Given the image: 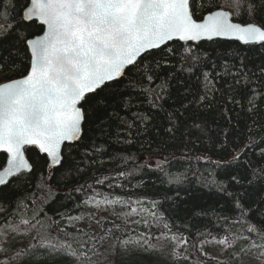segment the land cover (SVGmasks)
I'll use <instances>...</instances> for the list:
<instances>
[{
	"label": "snow or ice",
	"instance_id": "obj_1",
	"mask_svg": "<svg viewBox=\"0 0 264 264\" xmlns=\"http://www.w3.org/2000/svg\"><path fill=\"white\" fill-rule=\"evenodd\" d=\"M0 81V264H123L165 248L208 264L206 245L230 249L245 231L264 255V0H0ZM137 145L147 155L131 171H92L135 160L122 153ZM145 170L167 185L190 172L215 201L165 194L185 220L174 225L161 201L97 199L96 185ZM63 193L94 210L47 215ZM210 212L241 232L192 233Z\"/></svg>",
	"mask_w": 264,
	"mask_h": 264
},
{
	"label": "trees",
	"instance_id": "obj_2",
	"mask_svg": "<svg viewBox=\"0 0 264 264\" xmlns=\"http://www.w3.org/2000/svg\"><path fill=\"white\" fill-rule=\"evenodd\" d=\"M222 3V0H221ZM243 22V21H240ZM182 43V42H181ZM238 43V42H237ZM2 82V81H0ZM146 147V146H145ZM125 157L131 156L134 157L135 160H128L127 164H123L120 161H108L106 162L99 171L95 172L96 176L101 175H114L116 171H131L138 164L143 163L144 157L147 155V152L144 149H141L139 145L135 147H129L127 152L122 153ZM5 155L0 153V167L5 162ZM102 159L107 161V157H102ZM187 165H177L173 164L169 171L173 175H178L184 171V168ZM193 167H199L200 171L207 175L210 172L211 165L205 164L201 162L199 165L194 164ZM159 172H151L145 170V172H137L135 175L121 178L115 181H109V183H119L123 184V188H113L109 189L107 185H96V190L101 193L97 199L103 198L104 195H109V198H114L116 196L123 197L125 199L131 198L132 200L136 199H144L146 201L145 207H150L147 201H161V207L159 208V213L168 217L170 223L175 224H183L185 220L180 217H173V214L170 212V208L172 207L171 201L164 200L165 194L173 195L174 191H178L181 188H187L191 193V200L193 203L201 204L205 207L212 205L215 201V196L213 195L214 190H209L205 188L202 184H198L196 177L192 176L189 172L187 181L183 185H167L161 183V178ZM88 183H93L92 179L88 180ZM168 189H172V191H168ZM73 199H67L68 193H63L58 198V202L53 204L51 208L48 210L47 215H52L51 209H59L60 212H66L72 216L87 214L88 212L93 211L94 209L88 205H82L81 201L86 199L87 197L80 193H73ZM87 195H92L91 192H88ZM185 193L181 191V197H184ZM78 205H80L78 207ZM188 205H185L187 207ZM119 206H117V211H119ZM219 215H232L231 213L223 212L219 213ZM58 218V217H53ZM111 219V217H109ZM138 216H133L131 219H139ZM120 221H117L119 223ZM188 223H193V221H187ZM2 223V222H0ZM195 227L192 228V233H195L197 229L201 231H209L213 236L221 237L225 234H229L231 236V232H241L240 226L236 225L234 228L230 229V225L223 224V221L218 219L217 215L209 213V217L200 218L196 220ZM63 226V225H62ZM87 231V229H85ZM176 230L175 228L173 229ZM181 232H185L186 235L189 233L184 229H179ZM137 231H145L144 227L141 226L137 228ZM151 231L155 234H158L160 231L157 228H152ZM55 235V233H53ZM258 239L256 236H249L248 233L242 232L240 238L236 240L233 247L230 249H223L218 245L209 244L205 246V251L210 255L215 257L214 260H208V264H216L217 261L220 264H241V257L246 249L253 245L252 241ZM19 242V240H18ZM198 256L193 255L192 259L195 262ZM0 259H3L0 256ZM37 259L43 260V257L38 256ZM203 259V258H200ZM123 264H176V259L168 255L167 248L164 249L163 254L157 253H146V254H132L128 256L121 257ZM55 264H72L71 260H60L58 259ZM102 264H109L108 261H102ZM179 264H184L183 260H180Z\"/></svg>",
	"mask_w": 264,
	"mask_h": 264
},
{
	"label": "rangeland",
	"instance_id": "obj_3",
	"mask_svg": "<svg viewBox=\"0 0 264 264\" xmlns=\"http://www.w3.org/2000/svg\"><path fill=\"white\" fill-rule=\"evenodd\" d=\"M92 208L91 205H88ZM241 264H264V255H261V249L251 245L243 253Z\"/></svg>",
	"mask_w": 264,
	"mask_h": 264
},
{
	"label": "water",
	"instance_id": "obj_4",
	"mask_svg": "<svg viewBox=\"0 0 264 264\" xmlns=\"http://www.w3.org/2000/svg\"><path fill=\"white\" fill-rule=\"evenodd\" d=\"M0 153H2V152H0ZM2 154H4V155L6 156V154H5V153H2ZM6 158H7V157H6ZM5 162H6V159H5ZM5 162H4V165H5ZM4 165H3V166H4ZM3 166H2V167H3ZM2 167H1V168H2Z\"/></svg>",
	"mask_w": 264,
	"mask_h": 264
}]
</instances>
